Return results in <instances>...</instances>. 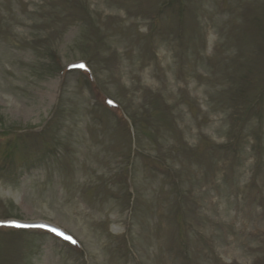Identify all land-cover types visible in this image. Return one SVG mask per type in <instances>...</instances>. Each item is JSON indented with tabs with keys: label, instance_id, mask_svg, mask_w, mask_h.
<instances>
[{
	"label": "rangeland",
	"instance_id": "1",
	"mask_svg": "<svg viewBox=\"0 0 264 264\" xmlns=\"http://www.w3.org/2000/svg\"><path fill=\"white\" fill-rule=\"evenodd\" d=\"M86 62L89 70H69ZM0 264H264V0H0Z\"/></svg>",
	"mask_w": 264,
	"mask_h": 264
},
{
	"label": "snow or ice",
	"instance_id": "2",
	"mask_svg": "<svg viewBox=\"0 0 264 264\" xmlns=\"http://www.w3.org/2000/svg\"><path fill=\"white\" fill-rule=\"evenodd\" d=\"M53 231H58V230H56V229H53ZM61 235H63V233H60ZM67 239H69V240H72V238L71 237H67ZM73 242H75L74 240H73Z\"/></svg>",
	"mask_w": 264,
	"mask_h": 264
}]
</instances>
